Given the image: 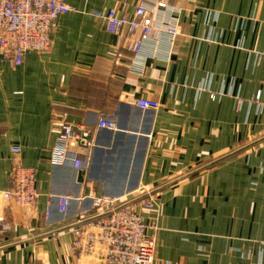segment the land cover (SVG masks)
<instances>
[{
    "label": "crops",
    "instance_id": "1",
    "mask_svg": "<svg viewBox=\"0 0 264 264\" xmlns=\"http://www.w3.org/2000/svg\"><path fill=\"white\" fill-rule=\"evenodd\" d=\"M64 1L49 50L20 66L0 53V264H98L71 249L79 217L96 215L90 194L151 200V264H264V0H168L157 20L178 35L138 54L96 14L159 0ZM64 122L95 141L77 148L76 170L51 163ZM14 159L35 169L31 207L1 197Z\"/></svg>",
    "mask_w": 264,
    "mask_h": 264
},
{
    "label": "built area",
    "instance_id": "2",
    "mask_svg": "<svg viewBox=\"0 0 264 264\" xmlns=\"http://www.w3.org/2000/svg\"><path fill=\"white\" fill-rule=\"evenodd\" d=\"M168 0H159L152 7L138 4L131 13L126 5L96 14L106 31L122 40L126 50L138 54L144 44L166 34L171 41L178 35L176 25L157 20L159 10L167 8ZM71 11L64 0H0V53L13 66H20L30 52H44L51 46V34L57 18ZM128 101L141 109L157 110L159 103L152 99L127 96ZM255 99L260 101V92ZM114 120L100 118L97 129L116 130ZM91 129L64 122L52 149L51 163L79 169L82 163L77 151L79 146L95 144ZM13 156L19 153L13 147ZM15 158V157H14ZM10 188L1 197L21 207L35 204L38 191L35 187V169L13 161L9 177ZM56 209L66 213L71 196L55 197ZM93 218L81 215L79 225L73 229L71 249L81 256H92L98 264H151L154 256L155 238L149 233L150 225L140 213L150 210V199H121L106 195L88 196ZM51 213V203L46 215ZM1 232L10 230L9 224L0 217Z\"/></svg>",
    "mask_w": 264,
    "mask_h": 264
},
{
    "label": "trees",
    "instance_id": "3",
    "mask_svg": "<svg viewBox=\"0 0 264 264\" xmlns=\"http://www.w3.org/2000/svg\"><path fill=\"white\" fill-rule=\"evenodd\" d=\"M210 165H213V164H210Z\"/></svg>",
    "mask_w": 264,
    "mask_h": 264
},
{
    "label": "rangeland",
    "instance_id": "4",
    "mask_svg": "<svg viewBox=\"0 0 264 264\" xmlns=\"http://www.w3.org/2000/svg\"><path fill=\"white\" fill-rule=\"evenodd\" d=\"M155 250V249H154Z\"/></svg>",
    "mask_w": 264,
    "mask_h": 264
}]
</instances>
